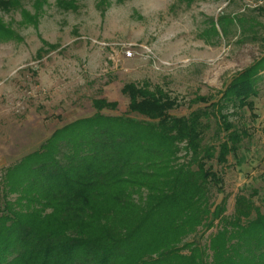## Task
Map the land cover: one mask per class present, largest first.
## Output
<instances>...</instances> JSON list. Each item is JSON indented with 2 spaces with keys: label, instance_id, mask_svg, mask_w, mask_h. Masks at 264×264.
<instances>
[{
  "label": "trees",
  "instance_id": "1",
  "mask_svg": "<svg viewBox=\"0 0 264 264\" xmlns=\"http://www.w3.org/2000/svg\"><path fill=\"white\" fill-rule=\"evenodd\" d=\"M234 21L218 20L225 35ZM262 73L264 56L217 101L196 96L205 106L187 116L170 115L176 99L148 82L122 86L125 115L92 100L91 116L0 173V264H264V187L240 192L226 215L211 164L249 139L228 118L253 110Z\"/></svg>",
  "mask_w": 264,
  "mask_h": 264
},
{
  "label": "rangeland",
  "instance_id": "2",
  "mask_svg": "<svg viewBox=\"0 0 264 264\" xmlns=\"http://www.w3.org/2000/svg\"><path fill=\"white\" fill-rule=\"evenodd\" d=\"M220 18L236 20L225 24L226 35ZM0 27V173L56 129L91 116L94 99L117 103L104 114L125 115L126 83L160 86L179 105L169 114L187 116L205 106L192 102L196 96L217 101L264 56V0H0ZM260 77L253 110L228 118L249 139L226 164L211 163L222 177L215 199L225 200L226 215L240 192L264 187ZM206 137L213 139V128Z\"/></svg>",
  "mask_w": 264,
  "mask_h": 264
},
{
  "label": "built area",
  "instance_id": "3",
  "mask_svg": "<svg viewBox=\"0 0 264 264\" xmlns=\"http://www.w3.org/2000/svg\"><path fill=\"white\" fill-rule=\"evenodd\" d=\"M126 55H127V57H130V56H131V54H130V52H129V51L127 52V54H126Z\"/></svg>",
  "mask_w": 264,
  "mask_h": 264
}]
</instances>
